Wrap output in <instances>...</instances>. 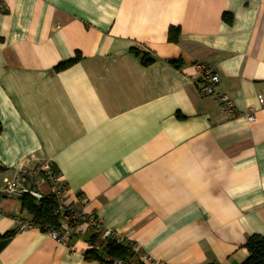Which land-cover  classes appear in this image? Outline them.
<instances>
[{"label":"crops","instance_id":"0c3cea01","mask_svg":"<svg viewBox=\"0 0 264 264\" xmlns=\"http://www.w3.org/2000/svg\"><path fill=\"white\" fill-rule=\"evenodd\" d=\"M200 64L233 115L200 94ZM45 162L130 264H242L264 237V0H0V264H100L89 234L18 224L1 190Z\"/></svg>","mask_w":264,"mask_h":264},{"label":"built area","instance_id":"2783aa9c","mask_svg":"<svg viewBox=\"0 0 264 264\" xmlns=\"http://www.w3.org/2000/svg\"><path fill=\"white\" fill-rule=\"evenodd\" d=\"M198 69L201 73L200 94L202 96L216 95L221 110L226 115H233L235 108L232 101L225 95L215 94L219 78L214 69L203 64L198 65ZM247 120L251 123L256 121L253 115H248ZM1 192L16 199L24 196L30 197L36 204L47 196H51L55 201L53 216L57 222L38 225L32 221L18 220V224L21 228H38L58 244L70 247L69 242L73 237L85 234H95L100 239L113 237L118 243L124 242L122 238L104 227L91 212L85 209H75L70 205L62 178L48 162L32 170L21 169L18 177L7 182ZM142 258L147 260L145 255ZM110 264H123V262L113 260Z\"/></svg>","mask_w":264,"mask_h":264},{"label":"trees","instance_id":"16d2710c","mask_svg":"<svg viewBox=\"0 0 264 264\" xmlns=\"http://www.w3.org/2000/svg\"><path fill=\"white\" fill-rule=\"evenodd\" d=\"M167 34L170 42H176L178 36V30L176 28H169ZM135 54L139 55L138 53ZM79 59V56H75L73 59L59 63L54 69L56 71L66 69ZM141 60L144 65L152 62V59L146 55H143ZM171 64L175 65L176 61H171ZM19 200L22 209L31 216L33 223L43 225L57 222V219L53 216L55 201L51 196H47L39 204H36L32 198L27 196L21 197ZM13 235L14 232H10L0 236V251ZM89 242L92 248L85 254L87 261L96 260L100 264H110L113 260H121L123 264H130L136 257L132 244L126 243L125 241L118 243L113 237L100 239L97 235L92 234L89 237ZM244 248L248 252V257L242 264H264V237L258 235L250 236ZM100 250L101 252H99Z\"/></svg>","mask_w":264,"mask_h":264}]
</instances>
